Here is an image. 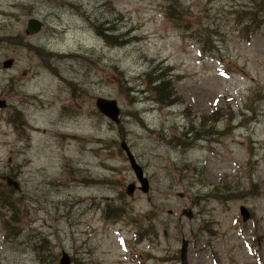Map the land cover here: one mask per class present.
<instances>
[{"label": "rangeland", "instance_id": "rangeland-1", "mask_svg": "<svg viewBox=\"0 0 264 264\" xmlns=\"http://www.w3.org/2000/svg\"><path fill=\"white\" fill-rule=\"evenodd\" d=\"M176 2L0 0V264H264V0Z\"/></svg>", "mask_w": 264, "mask_h": 264}, {"label": "water", "instance_id": "water-1", "mask_svg": "<svg viewBox=\"0 0 264 264\" xmlns=\"http://www.w3.org/2000/svg\"><path fill=\"white\" fill-rule=\"evenodd\" d=\"M42 25V22L38 19L35 18H30L27 20V24H26V31L27 32H32V33H36L40 30V27ZM11 60H6L3 64L5 66H10L11 65ZM95 106L97 107V109L106 117H108L110 120H114L115 122L119 121L118 118V114H119V108L117 107V101L115 99L112 98H105V97H97L96 101H95ZM120 148L124 151L131 168L133 169L135 176L138 180V182L141 184V186H139V189H141V191L143 192H148L149 189V183L147 178L145 177L144 173H143V169L142 167L137 163V161L135 160L134 156L132 155L128 144L126 143L125 140H121L120 142ZM5 180L7 182L8 185H12L14 189H19L18 184L16 181H14L11 177L6 176ZM127 193L128 194H132L133 190L135 188L134 183H130L127 185ZM180 196L182 195L181 193L179 194ZM182 213L187 216L188 218H192V210L191 209H183ZM240 213L242 215V219L247 220L250 217V214L248 212V210L244 207L241 206L240 208ZM187 245H188V241L185 239H182L181 241V247H180V260H181V264H188L187 263ZM70 256L68 255V253H66L65 251H62L60 254V258H59V264H70Z\"/></svg>", "mask_w": 264, "mask_h": 264}, {"label": "trees", "instance_id": "trees-1", "mask_svg": "<svg viewBox=\"0 0 264 264\" xmlns=\"http://www.w3.org/2000/svg\"><path fill=\"white\" fill-rule=\"evenodd\" d=\"M173 4H170L165 11V15L167 17H173L176 20H180V12L176 9L175 6H178L177 0H171ZM160 73V75H156L153 78L148 80L147 87L151 90L152 94L156 98V102L161 103H168L171 101L173 93L168 91V80L166 81L164 76ZM170 77V73L168 74ZM161 77V78H160Z\"/></svg>", "mask_w": 264, "mask_h": 264}, {"label": "flooded vegetation", "instance_id": "flooded-vegetation-1", "mask_svg": "<svg viewBox=\"0 0 264 264\" xmlns=\"http://www.w3.org/2000/svg\"><path fill=\"white\" fill-rule=\"evenodd\" d=\"M27 32V31H26ZM12 61V60H11ZM11 64H12V62H11ZM11 66V65H10ZM127 193V192H126Z\"/></svg>", "mask_w": 264, "mask_h": 264}, {"label": "bare ground", "instance_id": "bare-ground-1", "mask_svg": "<svg viewBox=\"0 0 264 264\" xmlns=\"http://www.w3.org/2000/svg\"><path fill=\"white\" fill-rule=\"evenodd\" d=\"M135 115V114H134Z\"/></svg>", "mask_w": 264, "mask_h": 264}]
</instances>
